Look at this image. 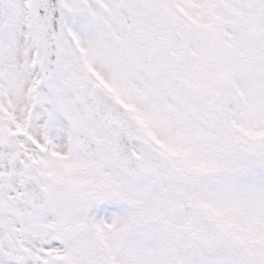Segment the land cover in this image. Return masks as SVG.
Segmentation results:
<instances>
[{
    "label": "snow or ice",
    "instance_id": "1",
    "mask_svg": "<svg viewBox=\"0 0 264 264\" xmlns=\"http://www.w3.org/2000/svg\"><path fill=\"white\" fill-rule=\"evenodd\" d=\"M0 264H264V0H0Z\"/></svg>",
    "mask_w": 264,
    "mask_h": 264
}]
</instances>
